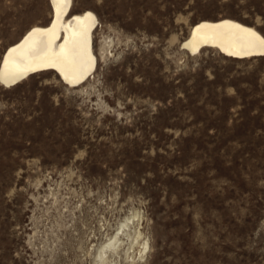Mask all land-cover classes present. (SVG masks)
<instances>
[{
	"label": "rangeland",
	"instance_id": "obj_1",
	"mask_svg": "<svg viewBox=\"0 0 264 264\" xmlns=\"http://www.w3.org/2000/svg\"><path fill=\"white\" fill-rule=\"evenodd\" d=\"M86 9L84 82L0 83V264H264V54L182 46L201 19L264 36V0H72ZM50 12L0 0V58Z\"/></svg>",
	"mask_w": 264,
	"mask_h": 264
},
{
	"label": "bare ground",
	"instance_id": "obj_2",
	"mask_svg": "<svg viewBox=\"0 0 264 264\" xmlns=\"http://www.w3.org/2000/svg\"><path fill=\"white\" fill-rule=\"evenodd\" d=\"M49 2V21L30 26L4 49L0 58L2 85H13L38 71L53 70L65 84L77 86L93 73L97 58L92 39L97 16L89 9L71 13L72 0ZM182 46L191 53L214 47L223 55L242 58L253 53L263 55L264 36L255 27L233 18L201 19L190 26ZM116 239L115 235L101 245L99 258Z\"/></svg>",
	"mask_w": 264,
	"mask_h": 264
},
{
	"label": "water",
	"instance_id": "obj_3",
	"mask_svg": "<svg viewBox=\"0 0 264 264\" xmlns=\"http://www.w3.org/2000/svg\"><path fill=\"white\" fill-rule=\"evenodd\" d=\"M254 55H257V54H256V53L251 54V56H254ZM21 79H23V77H22ZM21 79L15 81L13 84L17 83V82L20 81ZM11 85H12V84H11Z\"/></svg>",
	"mask_w": 264,
	"mask_h": 264
}]
</instances>
